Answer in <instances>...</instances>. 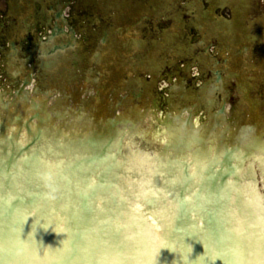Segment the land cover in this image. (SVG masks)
Listing matches in <instances>:
<instances>
[{
	"label": "flooded vegetation",
	"instance_id": "1",
	"mask_svg": "<svg viewBox=\"0 0 264 264\" xmlns=\"http://www.w3.org/2000/svg\"><path fill=\"white\" fill-rule=\"evenodd\" d=\"M102 14L109 15L107 21ZM97 25H105L111 35L103 32L101 46L90 49L89 34L81 29ZM87 50L93 53L89 62L81 57ZM220 63L226 77L222 69L210 70ZM80 66L88 73L78 78ZM2 73L12 86L0 90V112L21 100L61 123L58 132L68 131L75 120L87 137H105L121 149L125 138L136 135L135 126L153 116L150 123L166 132L155 163L170 151L176 174L182 176L185 167L188 176L190 165H196V182L185 194L196 191L201 198L210 192L208 179L228 168L231 151L245 161L250 154L254 165L248 171L262 176L264 83L251 98L247 80L264 81V0H0ZM139 92L150 106L170 107L176 115L158 118L145 106L137 114L124 113L123 104ZM29 93H41L42 100L34 102ZM182 93L192 95L190 107L174 110L173 98ZM203 102L206 113L197 117ZM14 117L23 122L19 113ZM228 120L235 132L231 138L223 128ZM25 121L32 123V115ZM250 123H257L247 129L256 134L254 146L241 135ZM170 126H180L187 135L173 143L166 131ZM137 137L143 148L149 145ZM64 144L71 148L69 139ZM182 189L176 186L178 197L167 200L175 213Z\"/></svg>",
	"mask_w": 264,
	"mask_h": 264
},
{
	"label": "water",
	"instance_id": "2",
	"mask_svg": "<svg viewBox=\"0 0 264 264\" xmlns=\"http://www.w3.org/2000/svg\"><path fill=\"white\" fill-rule=\"evenodd\" d=\"M41 96V93L33 95L39 99ZM132 97H128L129 101L123 104L124 113L132 111L134 115L145 106L150 107L149 115L158 118L176 115L170 107L150 106L142 95ZM22 111L26 114L23 118L30 115L29 110ZM34 117L43 122L40 114ZM152 118L148 117L137 125L134 133L141 131L142 140L151 143L147 148H143L137 135L128 138L131 148L143 154L158 150L154 142L156 134L162 129L150 123ZM0 123L7 131L14 129L5 116ZM255 127L257 123H250L241 133L248 146H254L257 138L254 132L247 129ZM223 128L224 131L228 129V136L233 132L229 120ZM26 130L28 133L31 131L28 127ZM19 131L20 138L25 139V134ZM38 134L33 138V144L40 146L44 143L42 148L32 151L30 146L19 149L14 145L13 152L0 156V264H264V219L260 224L251 204H243L238 192L232 200L231 188L227 190L225 183L232 174L221 172L213 179L209 178V195L215 198L208 202L204 201L208 193L202 199L196 194L194 198L186 199L194 200V205L188 206V209L186 202H179L174 216L170 213L167 218L174 223V227L170 229L166 225L161 236L149 238L144 236L145 230L138 224V214L128 206V202L140 199L146 204L145 210L151 213L150 209L156 206L151 203L157 201L158 195H163V188L155 190L150 202L143 196L132 195L133 190L121 195L117 185L125 189L126 185L120 177H111L115 172L118 174L115 167H121L122 162L114 159L115 154H104L111 153L106 143L100 146L91 137L84 140L77 138L80 147L91 150L90 153L75 151L68 165H52L46 161H50L49 156L59 157L61 154L48 152L45 140L40 137L42 134ZM173 134V143L182 140L180 135H187L177 128L173 129ZM65 139L57 142L60 149L66 146L63 144ZM2 145L0 142V147ZM138 156L134 158L137 167L140 169L145 165V172H149L152 157ZM235 156L239 158L238 152ZM238 160L241 163L235 168V173L248 163V160ZM98 169L100 177L93 171ZM233 169L231 165L229 172L232 173ZM187 171L183 167L182 176L173 174L167 179V184H184L192 177L191 174L187 176ZM92 173L102 181L94 183L95 178L88 177ZM257 174L251 169V172L239 175V179H245L247 183V187H241L251 195L248 198H254L252 189ZM108 175L111 180H108ZM243 177H252L253 181ZM140 187L145 189L147 185L141 184ZM186 190L183 188L182 193ZM260 190L263 191L262 186ZM164 192L165 196L174 193ZM116 195H119V202L115 200ZM255 209L264 218V207L256 205Z\"/></svg>",
	"mask_w": 264,
	"mask_h": 264
},
{
	"label": "rangeland",
	"instance_id": "3",
	"mask_svg": "<svg viewBox=\"0 0 264 264\" xmlns=\"http://www.w3.org/2000/svg\"><path fill=\"white\" fill-rule=\"evenodd\" d=\"M103 16V20L104 21H107L106 18H109V15H105V14H102ZM85 31L89 34V37L87 38L89 41L88 43L91 45V48L90 49H94L95 48V43L97 44L98 47L101 46L102 42L100 40V38H103V32H106L107 33V37H110L111 33H110V30L105 26V25H97L95 28L93 29H88L86 27L82 28L81 29V33ZM82 39V38H81ZM84 42V41H83ZM92 51L90 50H87L86 52H84L81 57L82 58H85L87 62H89L92 58ZM86 55V56H85ZM243 65L246 64L247 66V63H246V59H245V62L242 63ZM30 66V63L28 62L26 64V68H28ZM83 66H80V68H77L76 69V76L78 78H80L79 76H83L84 74L86 75L88 72L82 68ZM214 69H222L223 70V73L226 71L224 70L223 68V65L222 63H220L218 66H215V65H211L210 66V70H214ZM227 76V73L225 72L224 73V77ZM250 84V89H251V98L253 96H257V93H258V90L260 89V87L263 85L264 81L262 79V77H260L257 81H250V80H247ZM39 82V81H38ZM38 82L35 80L32 84V86H36L38 84ZM227 83V80L224 78L222 80V84L223 85H226ZM12 86V82H11V78H9L7 75H5L4 73L0 74V90H3V91H8L9 88H11ZM118 87L121 88L122 87V84L121 83H118ZM124 95H126V92H123ZM178 94V93H176ZM142 95L140 92L139 93H134L133 96H140ZM180 95V94H179ZM175 96L173 98L174 100V106H176L174 108V110H177L178 108L179 109H183V108H189L190 107V99L192 98V95L189 93V94H186V93H182V98L180 96ZM131 97V96H129ZM176 113V111H175ZM206 113V105L205 103L203 102L202 104V108L199 109L197 112H196V116H202Z\"/></svg>",
	"mask_w": 264,
	"mask_h": 264
}]
</instances>
